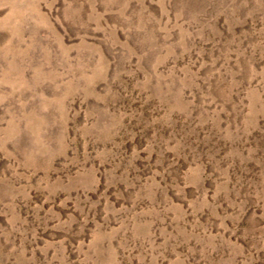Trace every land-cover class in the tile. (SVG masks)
<instances>
[{
	"label": "rangeland",
	"instance_id": "1",
	"mask_svg": "<svg viewBox=\"0 0 264 264\" xmlns=\"http://www.w3.org/2000/svg\"><path fill=\"white\" fill-rule=\"evenodd\" d=\"M0 264H264V0H0Z\"/></svg>",
	"mask_w": 264,
	"mask_h": 264
}]
</instances>
